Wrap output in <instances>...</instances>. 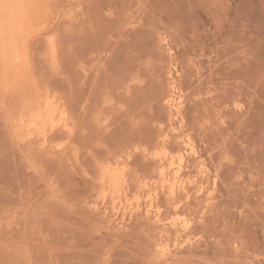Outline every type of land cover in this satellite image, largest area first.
Instances as JSON below:
<instances>
[{
	"label": "rangeland",
	"instance_id": "obj_1",
	"mask_svg": "<svg viewBox=\"0 0 264 264\" xmlns=\"http://www.w3.org/2000/svg\"><path fill=\"white\" fill-rule=\"evenodd\" d=\"M40 2L0 264H264V0Z\"/></svg>",
	"mask_w": 264,
	"mask_h": 264
},
{
	"label": "bare ground",
	"instance_id": "obj_2",
	"mask_svg": "<svg viewBox=\"0 0 264 264\" xmlns=\"http://www.w3.org/2000/svg\"><path fill=\"white\" fill-rule=\"evenodd\" d=\"M41 2L0 0V75L3 80L0 81L3 87L14 86L17 83L20 85L24 81L23 73L29 44L27 42L32 24L39 19ZM9 89L11 90V87ZM54 115L55 112L52 111L51 117Z\"/></svg>",
	"mask_w": 264,
	"mask_h": 264
}]
</instances>
